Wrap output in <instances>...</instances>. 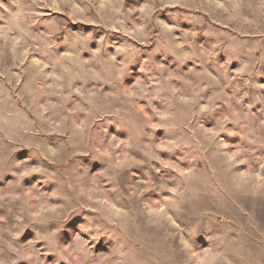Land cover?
Returning <instances> with one entry per match:
<instances>
[{
    "label": "rangeland",
    "instance_id": "rangeland-1",
    "mask_svg": "<svg viewBox=\"0 0 264 264\" xmlns=\"http://www.w3.org/2000/svg\"><path fill=\"white\" fill-rule=\"evenodd\" d=\"M0 264H264V0H0Z\"/></svg>",
    "mask_w": 264,
    "mask_h": 264
},
{
    "label": "snow or ice",
    "instance_id": "snow-or-ice-1",
    "mask_svg": "<svg viewBox=\"0 0 264 264\" xmlns=\"http://www.w3.org/2000/svg\"><path fill=\"white\" fill-rule=\"evenodd\" d=\"M210 120H214V117H209Z\"/></svg>",
    "mask_w": 264,
    "mask_h": 264
}]
</instances>
